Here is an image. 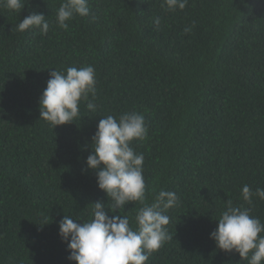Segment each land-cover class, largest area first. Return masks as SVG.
<instances>
[{
	"label": "trees",
	"instance_id": "1",
	"mask_svg": "<svg viewBox=\"0 0 264 264\" xmlns=\"http://www.w3.org/2000/svg\"><path fill=\"white\" fill-rule=\"evenodd\" d=\"M60 2L0 7V264H76L58 222L89 220L92 202H106L86 169L91 137L102 117L133 110L149 129L132 141L147 202L161 189L179 197L166 213L173 238L147 264H248L209 233L228 200L264 221V200L241 197L244 184L264 188V0H188L174 12L163 0H89L67 30L54 23ZM31 12L49 20L46 35L16 30ZM85 65L96 111L82 101L81 117L52 128L38 103L49 72ZM139 206L120 210L133 227Z\"/></svg>",
	"mask_w": 264,
	"mask_h": 264
},
{
	"label": "clouds",
	"instance_id": "2",
	"mask_svg": "<svg viewBox=\"0 0 264 264\" xmlns=\"http://www.w3.org/2000/svg\"><path fill=\"white\" fill-rule=\"evenodd\" d=\"M26 3L27 0H0V7L19 13ZM187 4L188 0H163L162 6L174 12L185 9ZM89 14V0H61L54 23L67 30L68 22L77 15ZM160 22L159 16L154 17L155 25ZM49 28L50 22L41 12L29 13L16 25L17 31L37 29L41 35H46ZM190 30L184 29L185 32ZM95 97L96 72L92 65L69 66L63 71L53 68L38 99L39 118L49 122L52 128L74 122L81 117L82 101L86 102L88 110L96 111L92 102ZM148 131L144 115L135 110L126 111L118 118L107 115L98 121L85 163L86 169L95 171L97 187L107 200L92 202L89 220L76 219L79 222H75L72 216L64 215L58 222V235L66 242L69 261L147 264L152 253L173 238L168 232L170 217L166 213L178 204L179 197L174 191L161 189L151 203L147 202L144 155L132 147V141L143 142ZM241 197L252 205L253 197L264 200V188L253 190L244 184ZM129 202L140 205L134 216L135 227L128 215L120 214ZM109 212L114 214L109 216ZM216 221L217 226L209 233V238L217 249L237 253L248 264H264V221L252 215L251 207L234 205L228 200Z\"/></svg>",
	"mask_w": 264,
	"mask_h": 264
}]
</instances>
